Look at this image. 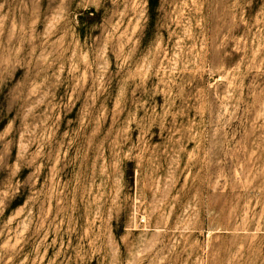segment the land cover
I'll return each instance as SVG.
<instances>
[{"label":"rangeland","instance_id":"obj_1","mask_svg":"<svg viewBox=\"0 0 264 264\" xmlns=\"http://www.w3.org/2000/svg\"><path fill=\"white\" fill-rule=\"evenodd\" d=\"M0 0V264H264V0Z\"/></svg>","mask_w":264,"mask_h":264},{"label":"trees","instance_id":"obj_2","mask_svg":"<svg viewBox=\"0 0 264 264\" xmlns=\"http://www.w3.org/2000/svg\"><path fill=\"white\" fill-rule=\"evenodd\" d=\"M155 6H156V2H155V0L151 1V2H150V10H151V12H153Z\"/></svg>","mask_w":264,"mask_h":264}]
</instances>
